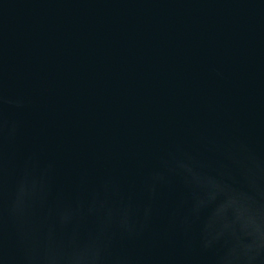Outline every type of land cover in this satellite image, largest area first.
Masks as SVG:
<instances>
[{
	"label": "water",
	"instance_id": "obj_1",
	"mask_svg": "<svg viewBox=\"0 0 264 264\" xmlns=\"http://www.w3.org/2000/svg\"><path fill=\"white\" fill-rule=\"evenodd\" d=\"M0 264H264V0H0Z\"/></svg>",
	"mask_w": 264,
	"mask_h": 264
}]
</instances>
